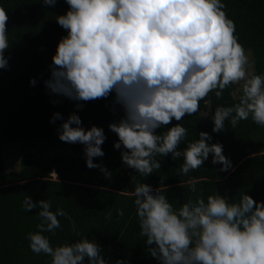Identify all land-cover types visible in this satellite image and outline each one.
Returning a JSON list of instances; mask_svg holds the SVG:
<instances>
[{
	"label": "clouds",
	"instance_id": "1",
	"mask_svg": "<svg viewBox=\"0 0 264 264\" xmlns=\"http://www.w3.org/2000/svg\"><path fill=\"white\" fill-rule=\"evenodd\" d=\"M54 7L57 0H41ZM67 10L55 17L66 31L57 43L44 81L50 94L76 102L106 99L114 94L123 116L108 125L117 136L114 149L121 151L123 164L141 176L161 168L156 156L183 158L179 174L199 169L209 159L232 170L223 155V145L210 143L212 136L199 132V139L178 150L187 137L180 121L200 111V102L210 93L220 99L232 85L241 95L230 107L212 113L213 133L235 128L251 119L264 128V74L249 71L247 51L236 36V26L224 11L222 0H64ZM8 15L0 7V70L8 68L4 53L9 49ZM36 80L29 81L30 86ZM59 103V101H52ZM208 116L207 113L204 114ZM63 118L54 113L50 123ZM177 123L157 134L172 121ZM73 112L58 130V139L84 145L85 166L111 174L94 158H102L106 139L102 128L85 130ZM73 125L75 127H73ZM57 180L55 171L50 173ZM195 191L193 187L191 189ZM134 206L140 236L157 264H264V202L243 193L238 202L216 193L206 200L188 199L174 208L159 189L137 183ZM39 208L38 231L29 233V249L49 256L50 264H107L101 247L87 238L53 247L42 233L61 227L58 217L69 220L79 236L75 221L63 210L53 212L51 202H33L24 196L22 208ZM118 209L117 215L123 216ZM111 213H109V217ZM109 260V258H108ZM115 264H127L117 259Z\"/></svg>",
	"mask_w": 264,
	"mask_h": 264
},
{
	"label": "trees",
	"instance_id": "2",
	"mask_svg": "<svg viewBox=\"0 0 264 264\" xmlns=\"http://www.w3.org/2000/svg\"><path fill=\"white\" fill-rule=\"evenodd\" d=\"M224 11L236 26V36L245 50L256 53L253 72L264 74V0H222ZM7 15L9 49L4 53L8 68L0 70V136L12 135L18 143L38 141L44 148L53 145L69 153L54 156H39L35 160L25 154L16 171L3 173L0 145V264H50V257L36 255L29 249L27 235L38 231L36 225L40 209L31 211L22 208L24 196L33 202L48 200L53 212L63 209L76 224L77 236L69 220L58 217L61 227L55 233H42L53 247L87 238L102 249L107 264L117 259L127 264H157L149 256L144 237L140 236L139 221L134 206V191L137 183H145L159 189L174 208L202 196L206 200L222 186L229 203L238 202L243 193L255 201L264 202V128L251 119L240 121L233 128L225 122V130L213 133L212 113L219 106L230 107L238 102L233 98V85L217 99L210 93L200 102V111L208 116L194 114L185 116L180 124L187 129V137L178 150L188 142L199 139L203 131L212 136L210 143L223 145V155L232 164V170L221 172V165L211 164V155L201 168L187 175L179 174L183 158L173 160L171 154L156 156L161 168L145 177L127 168L121 160L123 149H114L117 136L108 125L122 118L119 105H114V94L106 99L76 102L50 94L44 81L50 78L49 65L56 46L67 33L55 17L67 10L64 0H57L54 7L42 5L41 0H0ZM36 80L35 86L29 81ZM59 101V103H52ZM75 112L88 130L92 126L102 128L106 137L102 147L104 156L94 158L111 174L110 178L99 169L85 166L84 145L69 144L58 139L60 125ZM54 113L62 120L50 123ZM177 122L157 129V134L167 131ZM73 127H75L73 125ZM262 136L258 139V135ZM262 151L255 152L256 149ZM57 173L51 180L50 173ZM195 191H192V188ZM123 210V216L117 210ZM109 213L111 216L109 217ZM109 258V260H108ZM87 264V261H85Z\"/></svg>",
	"mask_w": 264,
	"mask_h": 264
},
{
	"label": "rangeland",
	"instance_id": "3",
	"mask_svg": "<svg viewBox=\"0 0 264 264\" xmlns=\"http://www.w3.org/2000/svg\"><path fill=\"white\" fill-rule=\"evenodd\" d=\"M247 54L249 56L250 66L249 71L253 72V64L254 59L256 57V53L252 51L251 49H247ZM233 91L231 93L233 98L240 97L241 89L239 85H233ZM206 104V103H205ZM207 113V110H201L199 111V115L205 116L204 114ZM261 134L258 135V139H261ZM0 145H1V159H2V168L3 173L6 172H12L16 171L19 167V163L24 157L25 154H29L32 159H36L39 156H54L57 153H69L65 149L57 148L56 146L44 148L43 145L38 141H28L25 143H18L14 136L12 135H1L0 136ZM263 148L256 149L255 152L262 151ZM51 180L54 179L53 176H51ZM218 194L221 196H225L224 190L222 189V186L219 187V190L217 191Z\"/></svg>",
	"mask_w": 264,
	"mask_h": 264
}]
</instances>
